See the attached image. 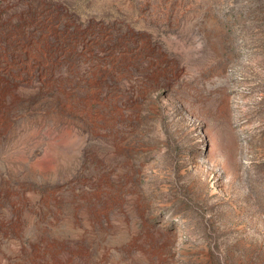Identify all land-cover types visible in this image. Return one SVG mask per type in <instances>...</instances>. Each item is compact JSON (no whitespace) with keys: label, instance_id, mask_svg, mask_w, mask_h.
Returning a JSON list of instances; mask_svg holds the SVG:
<instances>
[{"label":"rangeland","instance_id":"rangeland-1","mask_svg":"<svg viewBox=\"0 0 264 264\" xmlns=\"http://www.w3.org/2000/svg\"><path fill=\"white\" fill-rule=\"evenodd\" d=\"M0 264H264V0H0Z\"/></svg>","mask_w":264,"mask_h":264}]
</instances>
